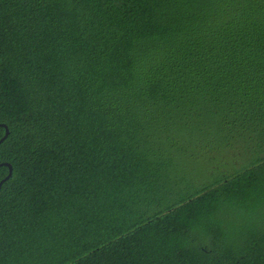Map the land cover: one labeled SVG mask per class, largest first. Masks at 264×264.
Here are the masks:
<instances>
[{
	"label": "trees",
	"instance_id": "1",
	"mask_svg": "<svg viewBox=\"0 0 264 264\" xmlns=\"http://www.w3.org/2000/svg\"><path fill=\"white\" fill-rule=\"evenodd\" d=\"M2 123L0 264H264V0H0Z\"/></svg>",
	"mask_w": 264,
	"mask_h": 264
},
{
	"label": "water",
	"instance_id": "2",
	"mask_svg": "<svg viewBox=\"0 0 264 264\" xmlns=\"http://www.w3.org/2000/svg\"><path fill=\"white\" fill-rule=\"evenodd\" d=\"M1 125L5 126L6 131H5L4 136H3L2 138H0V144L2 143V141H3L4 139L7 138V136H8L9 133H10V129H9V127H8V125H7L6 123H2ZM1 165H6V166H8V167H9V173H8V174H7L2 180H0V189H1L2 185H3V183H4L7 179H9V178L12 176L13 171H14L13 164L10 163V162H1V163H0V166H1Z\"/></svg>",
	"mask_w": 264,
	"mask_h": 264
},
{
	"label": "rangeland",
	"instance_id": "3",
	"mask_svg": "<svg viewBox=\"0 0 264 264\" xmlns=\"http://www.w3.org/2000/svg\"><path fill=\"white\" fill-rule=\"evenodd\" d=\"M220 169H221L220 166L218 167V169L215 168V170H214V175L217 176L218 171H219V173H220L221 170H223V169H227V168H223V169H221V170H220ZM199 170H200L201 172H204V171H205L204 167H201ZM217 170H218V171H217ZM207 173H208V172H207ZM208 174H209V173H208ZM211 179H213V177H212Z\"/></svg>",
	"mask_w": 264,
	"mask_h": 264
}]
</instances>
